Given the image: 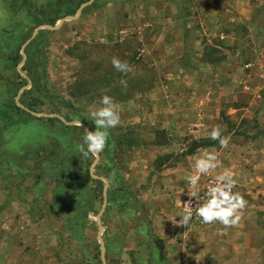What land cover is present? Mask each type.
Here are the masks:
<instances>
[{"label": "rangeland", "instance_id": "374dc122", "mask_svg": "<svg viewBox=\"0 0 264 264\" xmlns=\"http://www.w3.org/2000/svg\"><path fill=\"white\" fill-rule=\"evenodd\" d=\"M102 95L120 124L83 157ZM261 115L264 0H0V264H264ZM203 151L199 181L228 169L247 201L235 226L179 223Z\"/></svg>", "mask_w": 264, "mask_h": 264}, {"label": "clouds", "instance_id": "9594fccd", "mask_svg": "<svg viewBox=\"0 0 264 264\" xmlns=\"http://www.w3.org/2000/svg\"><path fill=\"white\" fill-rule=\"evenodd\" d=\"M112 67L121 74L132 71L131 66L117 57L110 60ZM120 83L126 86V82ZM88 119L93 123L92 131L85 130L82 136V143L77 145V151L83 157L98 155L106 145L108 130L120 124V107L108 95L99 98L98 105L87 113ZM208 138L217 141L220 148H226L229 144V137L222 135L219 126L212 127L207 133ZM220 167L218 156L215 152L203 151L193 157L194 174H187L183 178L189 186L187 195L195 200H202L195 214L204 224L218 222L225 228L235 226L241 219V212L245 209L247 201L233 189L236 185L234 174L225 169L214 177L215 183L207 187L203 197L200 196L198 182L201 175H208ZM181 219L179 223L183 226L189 224L193 217L191 207L183 215H178Z\"/></svg>", "mask_w": 264, "mask_h": 264}, {"label": "built area", "instance_id": "2783aa9c", "mask_svg": "<svg viewBox=\"0 0 264 264\" xmlns=\"http://www.w3.org/2000/svg\"><path fill=\"white\" fill-rule=\"evenodd\" d=\"M250 64L247 63L245 66H249ZM215 180L214 177H206L203 180L198 182V187L200 190V196L203 197L204 192L206 191L207 187L210 186L211 184H214ZM237 184L235 185L233 191L237 192ZM187 190H190L189 188ZM187 190H185L181 197H180V202H179V210H180V215H183L184 212L188 210V205L191 207V210L193 212V217L189 222V226H194V227H199V228H205L207 226H211L216 222H213L212 224H204L201 222L200 218L195 214L196 208L200 206V204L203 202L202 200H195V198H191L187 195Z\"/></svg>", "mask_w": 264, "mask_h": 264}, {"label": "crops", "instance_id": "0c3cea01", "mask_svg": "<svg viewBox=\"0 0 264 264\" xmlns=\"http://www.w3.org/2000/svg\"><path fill=\"white\" fill-rule=\"evenodd\" d=\"M236 17V21L238 19L237 16ZM240 19V18H239ZM62 22V21H61ZM57 24V23H56ZM55 25V24H54ZM206 42H202V44H205ZM245 111H246V114L248 117H251L253 114H254V111H255V108H253V106H245ZM255 119H257V121H259V123H264V115H261L259 117H255ZM262 152H264V149L261 150ZM253 221L252 224H253V228H252V231H255L256 233V242H255V245L248 248L247 246H245L246 244L244 243V241H246V237H248L247 235H249L248 232H244V231H241V243L243 244V248L247 251H251V253H257L261 248H260V243H261V240H260V236H259V232L261 231V227L258 226V224L256 223V219L253 217ZM259 220V219H258ZM260 221V220H259Z\"/></svg>", "mask_w": 264, "mask_h": 264}, {"label": "water", "instance_id": "95a60500", "mask_svg": "<svg viewBox=\"0 0 264 264\" xmlns=\"http://www.w3.org/2000/svg\"><path fill=\"white\" fill-rule=\"evenodd\" d=\"M78 9L80 10V7H79ZM60 21H62V19H61ZM57 25H59V24H55V25L41 24V25L36 26V27L33 29L31 36H30L25 42L29 41V40H30V39L36 34V31L38 30V28H41V27L44 28V27H45V28H51V29H54V28L57 27ZM21 51H22V49H21ZM24 58H25V54H24V52L22 51V60H23ZM20 75L23 76V77H25L24 73L21 72V71H20ZM17 104H19V103H17Z\"/></svg>", "mask_w": 264, "mask_h": 264}, {"label": "trees", "instance_id": "16d2710c", "mask_svg": "<svg viewBox=\"0 0 264 264\" xmlns=\"http://www.w3.org/2000/svg\"><path fill=\"white\" fill-rule=\"evenodd\" d=\"M21 77V76H20Z\"/></svg>", "mask_w": 264, "mask_h": 264}]
</instances>
